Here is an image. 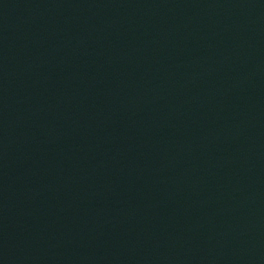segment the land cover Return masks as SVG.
<instances>
[{
    "label": "water",
    "instance_id": "95a60500",
    "mask_svg": "<svg viewBox=\"0 0 264 264\" xmlns=\"http://www.w3.org/2000/svg\"><path fill=\"white\" fill-rule=\"evenodd\" d=\"M0 264H264V0H0Z\"/></svg>",
    "mask_w": 264,
    "mask_h": 264
}]
</instances>
